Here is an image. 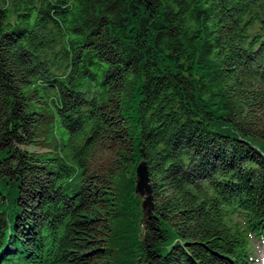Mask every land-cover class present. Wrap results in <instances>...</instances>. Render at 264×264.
Listing matches in <instances>:
<instances>
[{"label": "trees", "instance_id": "trees-1", "mask_svg": "<svg viewBox=\"0 0 264 264\" xmlns=\"http://www.w3.org/2000/svg\"><path fill=\"white\" fill-rule=\"evenodd\" d=\"M254 239L264 0H0V264H252Z\"/></svg>", "mask_w": 264, "mask_h": 264}, {"label": "water", "instance_id": "water-1", "mask_svg": "<svg viewBox=\"0 0 264 264\" xmlns=\"http://www.w3.org/2000/svg\"><path fill=\"white\" fill-rule=\"evenodd\" d=\"M136 177V192L143 195L144 199L142 202V207L147 213L151 212L152 209V196L151 189L149 186V179L146 165L143 161H139L135 169Z\"/></svg>", "mask_w": 264, "mask_h": 264}, {"label": "rangeland", "instance_id": "rangeland-1", "mask_svg": "<svg viewBox=\"0 0 264 264\" xmlns=\"http://www.w3.org/2000/svg\"><path fill=\"white\" fill-rule=\"evenodd\" d=\"M140 196V203L142 204L144 196L138 194ZM252 264H264V240L262 239H254L252 241Z\"/></svg>", "mask_w": 264, "mask_h": 264}]
</instances>
